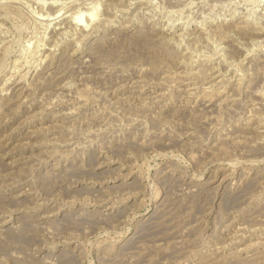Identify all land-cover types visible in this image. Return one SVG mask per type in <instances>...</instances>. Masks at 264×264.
I'll return each mask as SVG.
<instances>
[{"label": "rangeland", "instance_id": "obj_1", "mask_svg": "<svg viewBox=\"0 0 264 264\" xmlns=\"http://www.w3.org/2000/svg\"><path fill=\"white\" fill-rule=\"evenodd\" d=\"M0 264H264V0H0Z\"/></svg>", "mask_w": 264, "mask_h": 264}, {"label": "bare ground", "instance_id": "obj_2", "mask_svg": "<svg viewBox=\"0 0 264 264\" xmlns=\"http://www.w3.org/2000/svg\"><path fill=\"white\" fill-rule=\"evenodd\" d=\"M74 1V0H73ZM54 5V4H53ZM55 6V5H54ZM54 6H52V7H54ZM58 6V5H57ZM51 7V6H50ZM55 12V11H54ZM86 12V11H85ZM85 12H82V13H79L78 15H77V17L76 18H74V21L72 20H70V22H72L74 25H82L83 23H82V21L84 20L83 19V17L85 16V18L86 19H88V17H92V20H93V16H94V13H92V12H90L89 14H86V15H84V13ZM56 13V12H55ZM58 16H60L59 15V13H58ZM95 17V16H94ZM96 18V17H95ZM70 19V18H69ZM95 20V19H94ZM93 20V21H94ZM99 21V20H98ZM67 22V21H66ZM69 22V23H70ZM84 22V21H83ZM63 23V22H62ZM84 26V25H83ZM78 27V26H77ZM82 27V26H81ZM90 27V26H89ZM178 27H179V25H178ZM82 29V28H81ZM92 29V28H91ZM54 30V29H53ZM52 30V31H53ZM87 31V30H86ZM78 32V31H77ZM254 32V31H253ZM258 32V31H257ZM252 33V32H251ZM251 33H250V35H251ZM66 34V33H65ZM167 34V33H166ZM169 34V33H168ZM253 34H255V36H257L256 34L257 33H253ZM258 34H259V32H258ZM262 34V33H261ZM163 35V34H162ZM172 35V34H171ZM254 36V35H253ZM215 70V69H214ZM209 103H211V102H209ZM208 103V104H209ZM205 106H207L208 108H213V104L211 103V104H209V105H205ZM196 187L198 188L199 187V185H196ZM234 236V235H233ZM213 255V254H212ZM259 256V255H258ZM257 258V253H255V254H251V255H249V256H247V257H245L244 259H247L248 261H252V260H254V259H256ZM255 261V260H254Z\"/></svg>", "mask_w": 264, "mask_h": 264}]
</instances>
